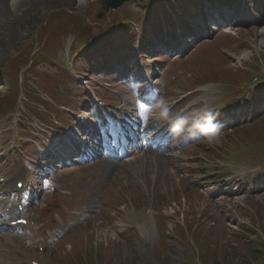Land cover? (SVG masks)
<instances>
[{"label":"rangeland","instance_id":"obj_1","mask_svg":"<svg viewBox=\"0 0 264 264\" xmlns=\"http://www.w3.org/2000/svg\"><path fill=\"white\" fill-rule=\"evenodd\" d=\"M37 1L39 0L23 10L17 7L10 13L5 14L7 16L2 15L0 17V65L5 63L7 59L17 55L21 39L27 36L32 38L33 26L38 25L48 15L58 11V16L63 21L65 13L69 12L71 6H76L81 12L88 7L86 0H46L42 4L36 3ZM97 1L92 0L90 2L95 3ZM180 1H176L175 5H180ZM129 3L130 11L135 12L141 18L145 17V11L138 9L135 0H129ZM127 11L124 9L117 14L119 17L121 15L125 16ZM180 11L182 12L180 14L183 15L188 9L183 8ZM251 11L247 13L248 20L245 17L237 19L229 14L228 19L231 22L239 20V23L219 34H215L213 38L203 44L206 47L212 41L215 42L220 38L228 40V37L225 36L227 33L233 35L237 41L230 44L227 50L223 48V53L230 68L237 69L241 65L246 70L252 67L262 68L260 65L257 66L255 58L264 55V36L257 37L264 31V25H261V23L264 24V18L257 14L253 17ZM209 12L212 13L214 10H209ZM106 14L111 15L108 17ZM189 14L188 12L187 16ZM115 16L116 14L113 15V12L105 13L102 19H105V17L106 19L103 20L102 24L108 23ZM177 19L179 22V15ZM91 20H94L93 14L90 17ZM63 24L67 28L75 27V24L69 25L67 22H63ZM164 24L166 25V23ZM148 31H151L149 27ZM216 53L217 50L215 49H211L207 53L212 54V59L216 62V65L209 63L211 58L208 55L202 60L199 52L194 50H188L183 57H181L182 53H179L175 57L162 62L160 67L168 69L160 78V82L164 86L167 82V86L164 87L163 101L170 104L173 97L187 90L183 86L184 73L181 72L182 67H185L186 72L193 75L195 80H212L210 77L212 70L220 69L222 66L221 57ZM173 59L175 61H172ZM61 62L63 63L64 60H61ZM37 72V81H50L62 93L61 69L58 64L55 67L41 64ZM120 77L122 76L117 77L115 80L113 78L103 77L97 79L92 77L94 83L91 86L96 87L94 88L95 92L104 98L105 91H110L108 94L113 95L112 90L114 91V88L111 87V82H114L117 85L116 88H120L121 92H126V86L124 85L125 91H122L124 90L121 89L122 84H118L121 83L122 78ZM42 84L43 82H41ZM105 84H110V87H102ZM29 85L32 86V83L29 82ZM43 87L51 95L57 96L53 86L43 85ZM0 91L5 92V89ZM212 94L218 95L216 97L217 101L221 103H223V100L225 101L223 91L219 85L215 86ZM79 98L78 102L71 107L72 109L90 108V98L85 100L82 96H79ZM126 100H131L129 94H127ZM61 101L65 100L62 99ZM260 102H264V99L259 100L257 103ZM241 103L240 107L242 108L232 113L234 116H238L239 112L245 116L247 108L257 104L246 102V99ZM216 106H220V103H217ZM37 107L40 112H43L41 105ZM229 109L230 106L226 103L224 113H227ZM263 110L261 108L257 112L260 114ZM232 114L229 115L232 116ZM159 116V114L154 116L153 123L158 120ZM26 123L24 119L22 124ZM27 126L35 131L37 123L30 118ZM157 126L158 124L154 127ZM10 129L11 132L9 133ZM0 133L1 147H4V149L10 148L11 141L15 136L13 117L8 119L6 117L3 121H0ZM37 134L39 133L36 132ZM55 136H58V134H55ZM235 137L242 141L239 136ZM198 138H202V134L198 135ZM185 140L186 138H174L167 141V138H164L162 155L152 152L151 155H146L143 152L138 154L141 157L119 160L108 159L106 162H97L91 166L69 169L51 176L52 180L44 183L45 187L41 199L29 209V216H34L40 224L46 226L48 219L55 223L54 214L58 213L64 224L55 223L59 226H57L58 238L53 235L52 238H48L50 246L34 241V243L24 245L25 252L38 256L37 248L42 245L45 247L42 264L54 263L59 259L58 255L63 256V252L59 254L56 245L64 244V249L69 252L71 246L66 243V240L71 238V235L79 232L87 238L88 246L91 243H97L107 249L106 254L103 253L97 256L96 264H195V257L192 252L181 244L173 245L168 254L159 260H153L151 246L159 241L160 233L152 232L145 239L135 238L134 234H130L128 238L125 237L128 230L134 228V224L139 219L145 218L152 208L163 209L164 214L169 217L167 226L168 237L171 239L174 237L172 230H175L176 226L181 223H185L187 226L205 227L210 233L222 227L227 231V238L230 239L232 231L237 230L240 223L255 222L258 231L264 236V179H261L262 181L258 179L256 182L253 178L260 172L261 165L251 164L247 161L236 164L230 163L231 166H234V177L230 180H214V176H208V174L214 168L221 167L220 165L224 162L210 153L218 152L221 154V150L225 146H232V143L226 141L224 133H221L218 141L213 143H209L205 139L204 143L207 147H199L200 143L197 142L187 145V142L184 143ZM175 144L178 149H174ZM173 155H176V157L173 158ZM246 181L249 182L247 186L243 185ZM55 184L59 186L57 190H55ZM230 184L231 186H229ZM61 190L72 194L67 199H73L72 203L76 204L75 210L72 209L73 207L70 210L69 206L61 203L62 200L66 199L60 194L59 191ZM183 195H187L186 200L180 202L179 196L183 197ZM250 196L252 198H249ZM73 212L76 213L72 214ZM141 212L147 214H141ZM67 215H69L68 219L66 218ZM48 229L53 233L56 231L53 225H50ZM34 237L38 240H46L43 234H37ZM6 238L7 235L0 234V253L4 248H7ZM53 238H57L56 241H53ZM15 240L21 242L20 238H15ZM221 240L223 243L225 242V238ZM28 256L25 255L22 258ZM0 264H24V262L18 260V258L15 260V252L12 250V254L5 260L0 256Z\"/></svg>","mask_w":264,"mask_h":264},{"label":"trees","instance_id":"obj_2","mask_svg":"<svg viewBox=\"0 0 264 264\" xmlns=\"http://www.w3.org/2000/svg\"><path fill=\"white\" fill-rule=\"evenodd\" d=\"M76 19V18H75ZM63 23L56 28L52 34H56L57 31H61L63 28ZM84 26V24H83ZM62 27V28H61ZM237 135L248 134V142L254 143H264V117L259 120H254L251 123L243 126L241 129L237 130ZM258 151L250 155L252 159H264V147L257 146ZM237 251H239V256L241 259V264H264V245L260 242L254 243L251 247L240 246ZM158 253V250H157ZM80 264H83L80 262ZM240 264V263H239Z\"/></svg>","mask_w":264,"mask_h":264},{"label":"clouds","instance_id":"obj_3","mask_svg":"<svg viewBox=\"0 0 264 264\" xmlns=\"http://www.w3.org/2000/svg\"><path fill=\"white\" fill-rule=\"evenodd\" d=\"M160 106V117L163 119H169V109L166 107L163 100L160 102ZM170 124V131L175 135H180L185 132L195 133L196 131H199L209 143L218 141L222 129V125L217 120L214 113L207 109L204 111L203 121L196 119L190 124L188 118L181 115L175 120H170Z\"/></svg>","mask_w":264,"mask_h":264},{"label":"bare ground","instance_id":"obj_4","mask_svg":"<svg viewBox=\"0 0 264 264\" xmlns=\"http://www.w3.org/2000/svg\"><path fill=\"white\" fill-rule=\"evenodd\" d=\"M36 0H0V17L2 15L7 16L5 14L10 13L13 9L19 7L18 9L23 10L24 8H27L28 6L32 5L33 2ZM46 0H39L36 3H44ZM82 2V1H81ZM261 25H264L261 23ZM264 36V31L261 32L259 35H257L258 38H261Z\"/></svg>","mask_w":264,"mask_h":264},{"label":"water","instance_id":"obj_5","mask_svg":"<svg viewBox=\"0 0 264 264\" xmlns=\"http://www.w3.org/2000/svg\"><path fill=\"white\" fill-rule=\"evenodd\" d=\"M120 3V2H119ZM117 6H119V4H115V5H112V7L116 8Z\"/></svg>","mask_w":264,"mask_h":264}]
</instances>
